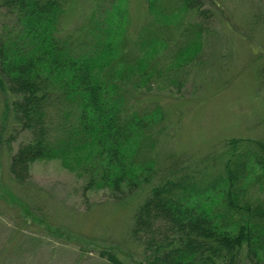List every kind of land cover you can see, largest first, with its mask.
I'll use <instances>...</instances> for the list:
<instances>
[{
	"label": "trees",
	"instance_id": "trees-1",
	"mask_svg": "<svg viewBox=\"0 0 264 264\" xmlns=\"http://www.w3.org/2000/svg\"><path fill=\"white\" fill-rule=\"evenodd\" d=\"M143 1L147 17L132 32L127 0H92L70 31L66 0H0L3 112L29 133L8 171L24 183L34 160L79 151L83 188L108 186L121 199L148 186L129 226L145 264H264V199L249 192L263 182L264 137L230 136L216 162L165 169L153 152L165 113L142 88L176 81L213 12L202 0ZM259 74L264 84V63ZM98 254L125 264L110 249Z\"/></svg>",
	"mask_w": 264,
	"mask_h": 264
},
{
	"label": "rangeland",
	"instance_id": "rangeland-1",
	"mask_svg": "<svg viewBox=\"0 0 264 264\" xmlns=\"http://www.w3.org/2000/svg\"><path fill=\"white\" fill-rule=\"evenodd\" d=\"M91 1L66 0V31ZM202 2L213 13L188 49L197 47L192 61L178 68L175 82L160 79L142 88L143 100L158 102L165 113L153 151L160 169L176 161L216 162L230 136L264 137V0ZM127 5L135 32L147 17L145 3ZM5 19L0 7V25ZM4 98L0 90V264H110L98 254L101 248L125 264H145L129 226L148 186L142 183L121 199L108 186L83 188L79 151L34 160L27 180L17 183L8 171L9 154L29 133L3 112ZM262 178L249 192L264 199Z\"/></svg>",
	"mask_w": 264,
	"mask_h": 264
}]
</instances>
